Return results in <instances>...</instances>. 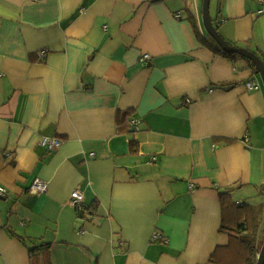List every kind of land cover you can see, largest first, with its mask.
<instances>
[{
	"label": "crops",
	"instance_id": "1",
	"mask_svg": "<svg viewBox=\"0 0 264 264\" xmlns=\"http://www.w3.org/2000/svg\"><path fill=\"white\" fill-rule=\"evenodd\" d=\"M201 2L0 0V264H230L232 240L262 246L264 88ZM262 8L209 15L264 58Z\"/></svg>",
	"mask_w": 264,
	"mask_h": 264
},
{
	"label": "trees",
	"instance_id": "2",
	"mask_svg": "<svg viewBox=\"0 0 264 264\" xmlns=\"http://www.w3.org/2000/svg\"><path fill=\"white\" fill-rule=\"evenodd\" d=\"M191 24L194 30L196 31V25L194 20L191 19ZM215 29L217 30V24H214ZM197 33V31H196ZM225 56L229 57H235L236 54L233 53H226V52H221ZM264 64V58H260ZM229 192H223L220 194V199L222 202V207L223 209H227L229 207H237L236 204L232 203L231 201L229 202ZM84 213V210L82 211H77L78 216L82 217ZM224 225V224H223ZM225 227V225H224ZM244 226L242 224H236L235 228H226L228 231H236L242 229ZM243 240V241H242ZM263 243V242H262ZM43 246H33L29 248V254L30 257H33L36 252L41 249ZM261 247V246H260ZM260 247H255L251 242H248L244 239H241L239 241H234L232 240L229 242L227 246H223L224 252H227L228 254L231 255V260L230 264H256V256L259 252ZM221 249V248H220ZM214 255V254H213Z\"/></svg>",
	"mask_w": 264,
	"mask_h": 264
},
{
	"label": "water",
	"instance_id": "3",
	"mask_svg": "<svg viewBox=\"0 0 264 264\" xmlns=\"http://www.w3.org/2000/svg\"><path fill=\"white\" fill-rule=\"evenodd\" d=\"M210 0H202L201 2V19L202 24L207 34L215 41L223 52L233 53L249 60L256 69V73L260 76L263 88H264V64L262 60L253 52L244 48L232 46L227 43L217 32L214 25L211 22L209 15ZM256 264H264V241L256 256Z\"/></svg>",
	"mask_w": 264,
	"mask_h": 264
},
{
	"label": "built area",
	"instance_id": "4",
	"mask_svg": "<svg viewBox=\"0 0 264 264\" xmlns=\"http://www.w3.org/2000/svg\"><path fill=\"white\" fill-rule=\"evenodd\" d=\"M262 6H264V0H258ZM264 12V8H262L259 13ZM44 52H41V54H43ZM149 59V55L148 54H144L142 55V57L140 58L141 62H144L146 60ZM257 86L254 85L253 82H248L246 84V89L247 90H254L256 89ZM42 145L46 148V150L48 152L55 150L56 148L59 147L60 142L56 139H51V138H43L42 139ZM28 191L30 193H43L46 191V183L43 182L42 180L36 178L33 180V182L31 183V185L29 186ZM7 195V191L5 188L0 187V196H6ZM71 202L74 206V208L76 209V211H82L83 210V196L82 194L78 191V190H74L71 194ZM160 236H158L157 234H155L153 236V239L158 238Z\"/></svg>",
	"mask_w": 264,
	"mask_h": 264
},
{
	"label": "rangeland",
	"instance_id": "5",
	"mask_svg": "<svg viewBox=\"0 0 264 264\" xmlns=\"http://www.w3.org/2000/svg\"><path fill=\"white\" fill-rule=\"evenodd\" d=\"M257 77H258V79L260 78V76H259V75H257Z\"/></svg>",
	"mask_w": 264,
	"mask_h": 264
}]
</instances>
